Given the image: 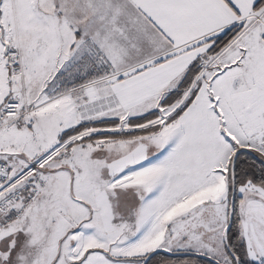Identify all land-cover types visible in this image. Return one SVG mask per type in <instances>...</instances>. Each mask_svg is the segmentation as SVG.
Returning <instances> with one entry per match:
<instances>
[{
  "label": "snow or ice",
  "instance_id": "6c2138e0",
  "mask_svg": "<svg viewBox=\"0 0 264 264\" xmlns=\"http://www.w3.org/2000/svg\"><path fill=\"white\" fill-rule=\"evenodd\" d=\"M0 264H264V0H0Z\"/></svg>",
  "mask_w": 264,
  "mask_h": 264
}]
</instances>
